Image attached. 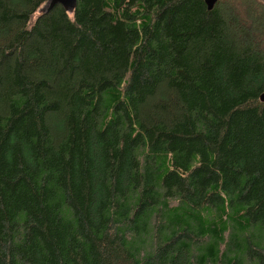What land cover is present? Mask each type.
I'll return each instance as SVG.
<instances>
[{
  "label": "trees",
  "instance_id": "obj_1",
  "mask_svg": "<svg viewBox=\"0 0 264 264\" xmlns=\"http://www.w3.org/2000/svg\"><path fill=\"white\" fill-rule=\"evenodd\" d=\"M0 0V264H264V0Z\"/></svg>",
  "mask_w": 264,
  "mask_h": 264
},
{
  "label": "water",
  "instance_id": "obj_2",
  "mask_svg": "<svg viewBox=\"0 0 264 264\" xmlns=\"http://www.w3.org/2000/svg\"><path fill=\"white\" fill-rule=\"evenodd\" d=\"M78 0H50L47 4L44 10H47L48 8H51L55 3L61 2L65 6H67L70 10H73L77 5ZM219 0H205L206 5L209 10H212L215 5L217 4ZM259 100L264 103V91L260 94Z\"/></svg>",
  "mask_w": 264,
  "mask_h": 264
},
{
  "label": "rangeland",
  "instance_id": "obj_3",
  "mask_svg": "<svg viewBox=\"0 0 264 264\" xmlns=\"http://www.w3.org/2000/svg\"><path fill=\"white\" fill-rule=\"evenodd\" d=\"M46 7V4L42 7V9H44Z\"/></svg>",
  "mask_w": 264,
  "mask_h": 264
}]
</instances>
